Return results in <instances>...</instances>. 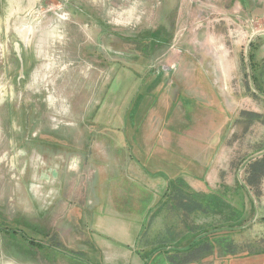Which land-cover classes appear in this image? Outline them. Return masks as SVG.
Masks as SVG:
<instances>
[{
	"label": "rangeland",
	"instance_id": "rangeland-1",
	"mask_svg": "<svg viewBox=\"0 0 264 264\" xmlns=\"http://www.w3.org/2000/svg\"><path fill=\"white\" fill-rule=\"evenodd\" d=\"M95 215L130 261L264 264V0H0V264H102Z\"/></svg>",
	"mask_w": 264,
	"mask_h": 264
},
{
	"label": "trees",
	"instance_id": "trees-1",
	"mask_svg": "<svg viewBox=\"0 0 264 264\" xmlns=\"http://www.w3.org/2000/svg\"><path fill=\"white\" fill-rule=\"evenodd\" d=\"M130 118H133L134 116H133V114L132 113H130ZM260 163L259 162H256V164H252L251 166H250V176L253 174V172H252V169H258L259 167H260ZM254 175V174H253ZM250 176H247V182H249V183H251V181L254 183V181H255V179H250L251 177ZM178 181H181V180H178ZM180 184H181V187H183L184 186V183H183V181H181L180 182ZM170 186L172 187L173 186V182L170 184ZM175 194H176V196L178 197V198H181V199H184L185 200V202H184V207H186V209L188 210V212L189 213H194V212H202V213H205V212H208V210H210V211H214V209H215V211L216 210H218V209H220V205H221V202H220V200H215L214 202H213V205H212V203H211V201H210V198L209 197H207V195H204V194H196V193H192V194H190V195H185V193H184V191L182 190V189H178L177 191H175L174 192ZM183 195V196H182ZM187 200V201H186ZM182 203L183 202H180V205H182ZM224 205V207L227 209V210H230L231 211V213H234L235 215H237L238 217L239 216H241L242 217V214H241V212L242 211H236V210H234L233 208H232V206H229V205H225V203L223 204ZM223 205H222V207H223ZM214 208V209H213ZM214 211V212H215ZM240 217V218H241ZM235 224V223H234ZM5 233H7V236H8V234L9 235H11V233H12V235H14V236H16L17 235V232L15 233L14 231H9L8 230V228H6L5 229ZM8 238H10L9 236H8ZM20 239H22V240H25V237H19ZM196 239H197V241H196V239L195 240H192L188 245H187V247H186V249L184 250L185 252H188V253H190V252H192V251H194V249H195V245H197V248H201L202 246H204V245H208V252L210 253V251L212 252L213 250H214V246L213 245H211V244H209L208 243V241H206L205 239H200L199 238V236H198V238H197V236L195 237ZM11 239H14V238H11ZM26 241V240H25ZM28 242V246H33L34 248L36 247V243L35 242H33V241H31V240H29V241H27ZM229 249H228V247L226 246V247H221V254L222 255H229L230 256V254H229V251H228ZM259 254H263V252H260ZM255 255H258L257 253H255Z\"/></svg>",
	"mask_w": 264,
	"mask_h": 264
},
{
	"label": "crops",
	"instance_id": "crops-1",
	"mask_svg": "<svg viewBox=\"0 0 264 264\" xmlns=\"http://www.w3.org/2000/svg\"><path fill=\"white\" fill-rule=\"evenodd\" d=\"M164 178H166V177H164ZM181 181H183V180H181ZM97 217L100 218L98 215H95L94 228L96 231L95 232L96 239L94 241V245H96V248L100 250V257L99 258H100V261L102 262V264H130V263L141 264L142 261L137 256H133V257L131 256L132 261H130L129 257H130L131 252H128L129 247L127 245L122 244V243H118V242L112 243V242H109V241H106L103 239V236H105V235H104V233H102L103 232L102 228L98 225V223H96ZM114 218H116V216H114ZM122 224L124 226H129V228H130V226H132L131 223L123 222ZM129 228L128 229L125 227L121 228V230L123 231V236H128L130 234V232L132 231V228H130V229ZM134 229H135V227H134ZM165 231H167V229ZM1 239H2V231H0V247H1V243H2ZM176 243H177V241H176ZM114 244H116L115 245L116 247L113 246ZM123 247H127V249H124ZM185 249L186 248H184L183 250H185ZM181 250H182V248H181ZM181 250L178 251V253L181 254L182 253ZM123 251H125L126 253H124ZM175 251H177V250H175ZM115 252H118L121 255H117V254H115ZM127 253H129V254H127Z\"/></svg>",
	"mask_w": 264,
	"mask_h": 264
},
{
	"label": "water",
	"instance_id": "water-1",
	"mask_svg": "<svg viewBox=\"0 0 264 264\" xmlns=\"http://www.w3.org/2000/svg\"><path fill=\"white\" fill-rule=\"evenodd\" d=\"M14 51H15V53H16L17 56H18V52H19L18 44H15V45H14Z\"/></svg>",
	"mask_w": 264,
	"mask_h": 264
},
{
	"label": "bare ground",
	"instance_id": "bare-ground-1",
	"mask_svg": "<svg viewBox=\"0 0 264 264\" xmlns=\"http://www.w3.org/2000/svg\"><path fill=\"white\" fill-rule=\"evenodd\" d=\"M58 174V173H57ZM51 175V174H50ZM45 177V176H44ZM50 177V176H49Z\"/></svg>",
	"mask_w": 264,
	"mask_h": 264
}]
</instances>
